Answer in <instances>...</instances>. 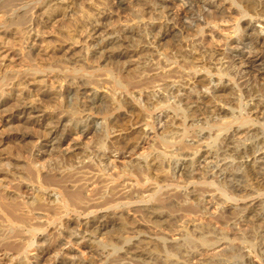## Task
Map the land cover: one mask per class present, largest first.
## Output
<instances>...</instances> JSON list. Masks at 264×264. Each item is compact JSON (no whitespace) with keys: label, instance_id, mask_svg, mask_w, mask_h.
<instances>
[{"label":"rangeland","instance_id":"rangeland-1","mask_svg":"<svg viewBox=\"0 0 264 264\" xmlns=\"http://www.w3.org/2000/svg\"><path fill=\"white\" fill-rule=\"evenodd\" d=\"M62 1L0 0V92L10 93L9 97H6L7 99L9 98V102L0 108V121L3 116L12 110V106H16L17 101L15 100L18 99H15L16 95H40L43 91L49 93L55 91V96L43 98L38 103L39 107L46 110L47 116H51L53 120H58L62 117V113L65 116L67 115L66 117L68 120L64 118L62 124L67 122L58 129L59 135L63 130L60 148H64L63 150H65L67 147L70 148L75 145L81 148L83 147L82 149L86 150V154L92 161L89 160L88 163H97L95 168H98V166L100 168V172L97 174L98 181L109 182L111 179H116V188H120L119 186L124 184V182L132 184L134 186L132 192L134 194H142L143 202L151 198L152 201H150L151 203L149 202L150 205L162 206L160 207V212H162V214L164 213V219L162 218L158 224L152 223L139 212V205H128L126 201L129 199H124L126 201L120 199L121 205L118 208L119 210L116 211H119L121 214V222H117L118 225L116 224V226L112 228H107L105 232L103 231L99 236L101 245H94V247H92L93 251L87 252L88 249H86V245L81 242L68 243L65 232H63L64 236L58 235L57 231L59 228H62V226L64 227L69 219H75L73 214L64 216L62 213L63 217L60 220H56L47 225L48 216L46 217L44 212L40 211L43 212L41 213L43 218L42 221L45 220L46 222L41 221L35 223L33 220V223L39 226L42 225L43 231H38L33 234H27L24 233V231L18 232L29 242L40 241V238L45 240V254L41 255V260L38 264H88L86 263L88 259L91 260L92 264H264V191L261 189L262 187L259 189V186L253 182L250 176L251 173L248 171L249 167L246 166V164H251L252 161L250 162V159L252 157L261 156L259 154L254 156V153L250 152L249 155H245L243 158V155L239 154L240 156L237 159L238 164L241 165L244 163L243 165L247 168H243L239 172L241 175H243L241 172H249L247 174L248 179L246 178L249 183L246 182L245 178L244 181L242 179L241 181L238 180L239 183L233 182L238 186L237 188L241 190L240 193L239 191H233L234 194L230 192L229 189H226L224 183L225 186L221 183L224 187L221 184L216 186L207 182L203 183L206 178V172L210 171L216 164L215 160L212 159L211 161L213 162L211 163L210 161V163H208L209 165L203 164L204 162H202V157L206 156V152V154L213 155V157L217 153L220 154L223 150L222 148L224 147L225 141L237 128H239V133L236 137L239 138L235 137L237 140L235 143H238L241 147L249 143V141L247 143L243 142L245 138H241V136L243 137L246 134V129L249 130L253 128L254 130L257 129L258 133H264L263 120L261 121L259 117L256 118L253 115L256 100L264 102V92H260L261 84L264 81L257 80L258 82H255L253 80H248L249 77L245 76L247 73L241 75L244 76L242 77L243 80H239L237 77H235L236 80H232V71L230 72V77L226 75L229 70L224 71L223 75H219L214 68H203L200 60H197V62L195 60L194 63L192 62L194 65H197L196 68L185 56L188 52L187 50L193 43L197 49V54H195V56L198 58H205V62L208 61L212 51H215L214 54L218 52H221V54L226 53L225 56L229 57L235 56L236 53H242L241 55L244 58L253 61L254 54L250 53L251 51L248 49V46L241 44L239 41L236 43L235 40L238 35H240L242 39L247 38L249 33V31L245 29L247 28V20L255 21L254 18L258 14V16H264L260 13L263 10L261 6H264V0H246L249 2L251 8H246V4L243 0H215L214 2L216 4L214 3L210 11H205V9L197 5H195L194 8H190L188 3L185 1H183V3L182 0ZM164 6H166V8ZM172 11L175 14L174 18L170 16ZM95 21H99V31L104 30L102 34L99 35L103 36L105 33L104 37H114L115 34L117 36L119 33H125L124 31L127 29L132 30L131 33L124 34L128 35V38L125 40L122 38L119 44L123 46H115V51L117 53L120 52L126 55L122 57L116 54L108 58L109 50H112V45H97V47H94V43L96 44L102 37L98 36V34H96L98 38H94L95 36L92 38L89 37L86 28ZM262 22H264V20H262ZM167 28H171L172 33L160 39L161 34ZM29 29H31V31ZM237 29H240L238 34H236ZM257 30L260 29L257 27ZM112 37L110 39H112ZM235 45L236 48L234 47ZM119 49L121 51H119ZM198 52L200 53L198 54ZM206 52H208L209 56ZM201 53L205 54V56ZM235 63L238 62L236 61ZM261 64L262 65L256 63L255 68H263L264 62H261ZM255 68L253 70H256ZM197 69L201 71L196 74ZM207 74H210V76ZM36 78L43 79L44 81L38 84L37 81L40 79L36 80ZM207 78L210 79L213 84L196 87L201 81ZM82 82L83 84L85 83V87L92 90L90 92H95L97 96L102 97L103 105L101 104V106L103 107L98 103L99 106L96 104L94 109L92 108L90 111L87 110L88 108L86 106L88 103H85L84 97L80 95L83 91L80 87V85H83ZM219 82L230 86L231 90L223 93L222 97L215 99L214 97L212 98L214 94L209 92L211 87ZM76 85H78L79 88L76 87ZM156 85L161 88H158ZM172 86H176V90L179 91L171 90L175 89L172 88ZM195 90L198 91V94L206 97L205 101H210V106L222 111L221 115L218 118L216 117V120L219 119L217 121L218 123L214 120V116L211 113L213 109L205 110L204 108L201 110L197 108L195 110L189 107V92L191 91L194 93ZM246 90H249L247 91L248 93L246 92L247 94L243 92ZM157 92L159 98L154 97L155 94L153 95V93L157 95ZM246 97L248 99H246ZM137 98L140 99L138 100ZM154 98L156 100H154ZM173 106L174 109L171 108ZM72 109H74V111ZM207 110L210 112H206ZM160 114L162 115V120L158 122L157 117ZM246 117L250 119L247 121ZM86 118L89 119V126L94 124V122L96 123L95 126L99 131L97 132L98 134H95L93 131H88L86 134L78 132V128L81 129V122ZM171 118H173V121ZM249 125H251L252 128ZM243 126L244 128H242ZM62 127L64 128L62 129ZM22 131L25 133L28 132V130L22 129H7L3 127L0 122V156L4 158L1 159L3 161L0 160V166H2L4 162H16L17 159L26 164L27 161L30 162L33 153L34 155H40L42 147L39 148V141L36 139L39 134L29 130L31 133H28L32 135L31 139L26 141L25 144H20L17 143L15 139L19 134L23 133ZM143 132H147V135L145 136ZM199 132H201L203 137L206 136V140L209 137V140L205 141L204 139V143L200 141L199 143L202 144L198 142L194 143L192 140H198L196 135L198 136V134H200ZM125 137H130V139L132 137L131 143L133 147L131 146L129 149L131 152L129 150H127V152L121 151L119 148H115L116 144L112 143L115 139L117 143L118 141L122 142V139ZM221 139H223V141H221ZM240 139L241 141H239ZM213 140L215 142H213ZM42 144H44V142H42L41 145ZM23 145L25 147H23ZM198 146H200V149H197ZM217 147H220L219 149L221 151ZM133 148L135 151L132 150ZM176 149L178 150L176 151ZM215 150L218 152L214 153ZM16 153L18 157L15 155ZM99 153H102L104 156L98 157ZM135 157L137 159L134 160L142 159L141 162H143V165L141 168L134 167L133 158ZM106 159L111 162V165L104 171L102 165L105 164L107 161ZM61 160L62 161L57 163V169L60 171L68 170L72 164V158L64 157V159L62 158ZM150 161L153 163L150 164ZM177 161L183 162L188 166L187 168L190 172L192 171L191 173H193L195 179L193 177L187 178L191 180L188 181L185 179L186 177L176 178L174 166ZM257 165H262L261 171H264V159H262V163ZM148 166L150 167L148 168ZM162 171H164V173ZM1 178L2 177H0V179ZM249 184L251 185L249 186ZM211 186L214 188H211ZM253 186L255 188H253ZM4 187L7 190L11 189V185L8 183L5 184ZM94 187L98 189L95 183L92 184L89 189L94 190ZM191 191H194L195 194L200 196V207L194 211H185L184 209L186 207H192L194 203H192V197L189 195ZM211 191L213 192L211 193ZM143 192L146 193L144 194ZM227 193H229V195ZM224 194L228 196L225 197ZM85 195H88V192H86ZM187 196L190 200H188ZM19 199L21 201L22 198ZM52 207L49 208L50 215H54V213L57 214L56 207ZM44 209H46V207ZM50 210H53L52 212L54 213ZM135 211L138 212L136 213ZM174 216L176 220L173 224L170 223L171 221L168 224L167 221ZM84 218V215H80L79 220H83ZM45 224L47 226H44ZM137 224H139V228H137L139 232L132 233L133 231L130 229ZM179 225L181 228H179ZM70 227L71 226H69V228ZM186 227L189 230L186 229ZM16 228L17 227H15V232L17 231ZM15 232L6 236L3 242L18 244V237L12 236L15 235ZM180 232L181 234H179ZM11 236L12 239L10 238ZM137 236L151 239L150 242L152 245L142 244L141 247L139 246V250L142 252L144 251V253L146 251L148 256L142 257L140 261L135 260L132 262L128 259L125 260L122 255L123 251L127 248L125 241L132 240ZM180 236L183 241H188L186 244H183L184 247L182 248L184 249L179 247L180 252H178L179 250H173L172 246L179 242ZM204 241L206 243H204ZM216 242L222 243V246L221 244L219 246ZM134 243L135 242L132 241L131 244ZM56 245L60 247V252L59 257L54 260L53 254L56 251ZM131 246L132 245H128V247ZM170 249H172V251ZM185 251L188 254L185 253ZM28 252L30 255H34L35 253V251H31V249H29ZM237 254L239 256H236ZM184 257L186 261L188 259L190 263H188V261L186 262ZM192 257L194 259H192ZM127 260L128 262H126ZM0 264H8L3 256H0Z\"/></svg>","mask_w":264,"mask_h":264},{"label":"bare ground","instance_id":"bare-ground-1","mask_svg":"<svg viewBox=\"0 0 264 264\" xmlns=\"http://www.w3.org/2000/svg\"><path fill=\"white\" fill-rule=\"evenodd\" d=\"M62 1V0H61ZM185 1L186 3H188V6H190V8H194L195 5H197L198 7H201L203 9H205V11H210L211 8L214 6V1L215 0H182V2ZM250 1V0H248ZM246 0H243V2L246 4V8L250 7L249 2ZM63 2V1H62ZM222 2V1H221ZM264 2V1H263ZM184 3V2H183ZM248 3V6H247ZM50 4V3H49ZM48 4V5H49ZM159 4V3H158ZM216 4V3H215ZM218 4V3H217ZM257 4V3H256ZM220 5V3H219ZM20 7V6H19ZM166 8V6H164ZM254 7V6H253ZM261 7H263L262 11L260 13H262L264 15V6L262 5ZM188 8V7H187ZM251 8V7H250ZM159 9V8H157ZM171 9V8H170ZM172 10V9H171ZM221 11V10H220ZM259 11V10H258ZM170 12V11H169ZM222 12V11H221ZM10 13V12H9ZM166 14V13H165ZM173 11L171 12L170 16H172L171 18L175 17V14L173 15ZM8 15V14H6ZM249 15V14H247ZM254 15V14H253ZM256 15V14H255ZM259 15V14H258ZM257 15V16H258ZM250 16V15H249ZM255 17L254 20L255 21H251V20H247V28H245L246 30L249 31L248 36L246 39H242L240 38V35H238V37H236L235 42L237 43V41H239L241 44L247 45L248 49L251 51L250 53L254 54V60L250 61V59L244 58L241 54L242 53H236L235 56L233 57H229V56H225V54H221V52L214 54L215 51L210 54H208V52H206L209 56L208 61L205 62V58H198L197 56H195V54H197L196 52V48H195V44L192 43L189 44L191 45V47L187 50V54L185 55L187 57V59H189V62H191V64L194 63V61L200 60V63L202 64V67H208V68H214L219 75H223L224 71L229 70L228 73H226V75H228L230 77V72L232 73L231 79H235V77H237V79L239 78L243 80L241 75H244V73H247L245 76H248V80H253V81H257V80H263L264 81V66L263 68H259L256 69V63H260L264 62L263 60V55H264V22H262V20H264V16H258ZM100 17V16H99ZM251 17V16H250ZM89 18V17H88ZM207 18V17H206ZM223 18V17H222ZM95 19V18H94ZM213 19V18H212ZM158 20V19H157ZM187 20V19H186ZM92 21V20H91ZM87 22V21H86ZM190 23V22H189ZM246 23V22H245ZM25 24V23H23ZM28 24V23H27ZM80 24V23H79ZM103 24V23H102ZM244 24V23H243ZM82 25V24H81ZM190 25V24H189ZM241 25V24H240ZM246 25V24H245ZM31 26V25H30ZM102 26V25H101ZM146 26V25H145ZM144 26V27H145ZM135 27V26H134ZM257 27L260 30H257ZM30 28V27H29ZM82 28V27H81ZM102 28V27H101ZM124 28V27H123ZM241 28V27H240ZM136 29V28H135ZM243 29V28H242ZM241 29V30H242ZM31 31V29H29ZM37 30V29H36ZM84 30V29H83ZM87 33H89V37H94V38H98V36H100L99 34H102V31L104 30H100V23L98 22H92L87 28ZM122 30V29H121ZM125 30V29H124ZM123 30V31H124ZM165 30V29H164ZM240 30V29H239ZM239 30H236V34H238ZM245 30V31H246ZM171 28H167L160 36V39L165 38L166 36H168L169 34H171ZM244 31V30H243ZM242 31V32H243ZM244 31V32H245ZM125 33H131L132 30H125ZM247 32V31H246ZM125 33L122 32V34H119L114 37H112V39H110L111 37H104L105 33L103 34V36H100L102 38H100V40L95 44L94 43V47L98 46H103V45H112V50H109V56L108 58L114 56V55H121L123 57V55L126 54H121L120 52L117 53L115 51V46H120L121 44H119L122 41V38L125 40L128 38V35H124ZM32 34V33H30ZM77 34V33H76ZM98 34V36L96 35ZM108 34V33H107ZM34 35V33H33ZM109 35H114V34H109ZM32 36V35H31ZM35 36V35H34ZM32 36V37H34ZM97 36V37H96ZM70 37V36H68ZM244 37V36H243ZM39 38V37H38ZM76 38V37H75ZM86 38V37H85ZM70 39V38H69ZM78 39V38H77ZM35 40V39H34ZM33 40V41H34ZM71 40V39H70ZM75 40V39H74ZM73 40V41H74ZM195 40V39H194ZM234 40V39H233ZM97 41V40H96ZM232 41V40H231ZM193 42V41H192ZM195 42V41H194ZM76 43V42H75ZM197 43V42H196ZM234 43V42H233ZM127 45V44H126ZM1 46V45H0ZM123 46V45H121ZM120 46V47H121ZM90 47V46H89ZM125 47V46H124ZM131 47V46H129ZM236 48V45L234 46ZM239 47V46H238ZM128 48V47H127ZM126 48V49H127ZM198 48V45H197ZM1 49V48H0ZM105 49V48H104ZM108 49V48H107ZM118 49V48H117ZM116 49V50H117ZM66 50V49H65ZM68 50V49H67ZM95 51V50H94ZM119 51H121L119 49ZM125 51V49H124ZM128 51V50H127ZM126 51V52H127ZM202 51V49H201ZM200 51V52H201ZM211 51V50H210ZM64 52V51H63ZM108 52V51H107ZM123 52V51H122ZM131 52V51H130ZM135 52V51H134ZM198 52V54L200 53ZM183 53V52H182ZM135 54V53H134ZM203 54V53H201ZM200 54V55H201ZM152 55V54H151ZM183 55V54H182ZM138 56V55H136ZM145 56V55H144ZM148 56V55H147ZM158 56V55H157ZM203 56H205V54H203ZM202 56V57H203ZM231 56V55H230ZM116 57V56H115ZM126 57V56H125ZM153 57V55H152ZM181 57V56H180ZM207 57V56H206ZM228 57V58H226ZM159 58V56H158ZM180 59V58H179ZM156 60V58H155ZM171 60V59H170ZM252 60V59H251ZM134 61V60H133ZM144 61V60H143ZM154 61V60H153ZM238 63H235V62ZM179 62V61H178ZM193 62V63H192ZM195 62V63H196ZM208 62V63H207ZM75 63V62H74ZM153 64V63H152ZM158 64V63H156ZM190 64V63H189ZM140 65V64H139ZM145 65V64H144ZM194 65V64H193ZM207 65V66H206ZM197 68V65H194ZM200 66V65H199ZM169 67V66H167ZM262 67V66H261ZM141 68V67H140ZM146 68V67H145ZM156 68V67H155ZM159 68V66H158ZM161 68V67H160ZM195 68V69H196ZM200 68V67H199ZM256 70H253V69ZM154 69V68H153ZM186 70V69H185ZM142 71V70H141ZM200 69L196 70V74L197 72H200ZM203 71V70H202ZM140 72V71H139ZM153 72V71H152ZM165 72V71H164ZM146 73V71H145ZM148 73V72H147ZM155 73V72H154ZM177 73V72H176ZM152 74V73H151ZM194 74V75H196ZM200 74V73H199ZM217 74V75H218ZM193 75V74H192ZM210 76V74H207ZM26 76V74H25ZM48 76V75H47ZM155 76V75H154ZM165 76V75H163ZM190 76V75H188ZM199 76V75H198ZM227 76V77H228ZM239 76V77H238ZM175 77V76H174ZM205 77V75H204ZM46 78V77H45ZM64 78V77H63ZM176 78V77H175ZM174 78V79H175ZM180 78V77H179ZM192 78V77H191ZM206 78V77H205ZM210 78V77H209ZM40 79V78H36ZM133 79V77H132ZM135 79V78H134ZM200 79V78H199ZM203 79V78H202ZM245 79V78H244ZM11 80V79H10ZM24 80V79H23ZM65 80V79H64ZM79 80V79H77ZM150 80V79H149ZM164 80V79H163ZM236 80V79H235ZM34 81V80H33ZM43 79L38 80V84L40 82H43ZM130 81V80H129ZM135 81V80H134ZM178 81V80H177ZM182 81V80H181ZM192 81V80H191ZM195 81V80H194ZM199 81V80H198ZM228 81V80H227ZM245 81V80H244ZM26 82V81H25ZM30 82V80H29ZM28 82V83H29ZM78 82V81H77ZM85 82V81H84ZM143 82V81H142ZM229 82V81H228ZM249 82V81H247ZM258 82V81H257ZM140 83V82H139ZM155 83V82H153ZM158 83V82H157ZM187 83V82H186ZM195 83V82H194ZM235 83V82H234ZM245 83V82H244ZM243 83V84H244ZM72 84V83H71ZM81 84V83H80ZM83 84V82H82ZM85 84V83H84ZM80 85L81 90H83L80 95L82 97H84V102L88 103L87 104V110L90 111V109L92 110V108L94 109V107H96L95 105L98 103L102 104V97L97 96L95 92H90L92 90H90L89 88L85 87V85ZM99 84V82H98ZM141 84V83H140ZM162 84V83H161ZM191 84V83H190ZM193 84V83H192ZM213 84L212 81L210 79H206L201 81L196 87L199 86H207V85H211ZM248 84V83H247ZM79 85V83H78ZM78 85H76V87H78ZM137 85V84H136ZM147 85V84H146ZM149 85V83H148ZM154 85V84H153ZM160 85V84H159ZM177 85V84H176ZM186 85V84H185ZM196 85V84H195ZM241 85V84H239ZM87 86V85H86ZM157 86V85H156ZM161 86V85H160ZM158 87V86H157ZM167 87V86H166ZM170 87V86H168ZM185 87V86H184ZM195 87V88H196ZM238 87V86H237ZM79 88V87H78ZM156 88V87H154ZM161 88V87H158ZM172 88L175 89H171L173 91H179L176 90V86H172ZM246 88V87H245ZM249 88V87H248ZM93 89V88H92ZM193 89V87H192ZM261 91L260 92H264V82L261 84L260 87ZM1 90V89H0ZM194 90V89H193ZM192 90V91H193ZM228 90H231L230 86H227L225 84H221V82L215 84L214 86L211 87L210 92L209 93H213L214 95L212 96V98L214 97L215 99L218 97H222L223 93H226V91L228 92ZM234 90V89H232ZM240 90V89H237ZM76 91V90H75ZM80 91V90H78ZM77 91V92H78ZM97 91V90H96ZM142 91V90H141ZM160 91V90H159ZM189 91V90H188ZM249 90L243 91V92H247ZM7 92V91H6ZM169 92V91H168ZM167 92V93H168ZM198 91H194V93H192L191 91L189 92L190 95L188 96L189 99V107L190 108H194L195 110L197 108L199 109H213L211 110L212 115L214 116V120H216V117L218 118L222 111L221 110H217L215 109L213 106H210V101H205L206 97H204L203 95H200L197 93ZM231 92V91H230ZM259 92V91H258ZM262 92V93H263ZM56 92L54 91L53 93H49L47 91H43L40 93V95H35V94H31L30 96H22L20 95H16L15 101H17L16 106H12V110L7 113L5 116H3V118L1 119V125L3 127H6L7 129H22V130H28V132L35 131L37 132L36 134L38 135L37 141H39V148H41V152L40 155L39 154H35L34 153L31 155V159L30 162H20L18 159L15 162H7V163H3L2 166H0V177H2L0 179V256H3L4 260H6L8 262V264H38L39 261L41 260V255L45 254V240L43 238H40V241H36V242H29L28 240H26V238L23 237V235L21 236L18 232H23L27 233V234H33L35 232L38 231H43L42 229V225H35L36 222H41L43 220L42 218V214L44 212L45 216L48 220V222H46L45 220L42 222H46L47 225L53 223L56 220H60L63 215H67V214H73L75 219H69L67 224L62 228H59L58 235L59 236H64L63 232L66 233L67 235V242L68 243H75V242H81L83 244L86 245V249H88L87 252L92 250V247H94V245H98L101 243V239L99 238L100 234H102V232L106 231L107 228H112L114 226H116V224L118 225L117 222H121V214L119 213V211L117 212L116 210H119L118 208L120 207L121 203H120V199H129L128 205H139V212L142 214V216H144L147 220H149L152 223L158 224L159 221L163 218L164 219V213L162 214V212H160V207H158L157 205H150V201L151 198H148V200H146V202L142 201V194H138V193H133L132 189H133V185L130 183H125L120 185V188H116L115 187V183H116V179H111V181H107V182H100L98 181V173L99 171V166L98 168H95V165L97 164H90L92 161L90 160L89 156L86 154V150H83L81 147H78L77 145L72 146L70 148H66L65 150L60 148L61 145V135L63 133V130L61 131L60 135L58 134V129L60 126H63L62 122L64 121V118H67L65 115H63V113L61 114L62 117H58V120H53L50 117L47 116V112L46 110H43L39 107V101H41V99L43 98H51L53 96H55ZM171 93V92H170ZM179 93V92H178ZM192 93V94H191ZM244 93V94H245ZM248 93V92H247ZM246 93V94H247ZM10 94V93H9ZM8 93H4V92H0V108L5 105L7 102H9V98L7 99L6 97H9ZM155 94L154 97H158V92L157 95L156 93H153V95ZM187 94V93H185ZM198 94V95H196ZM79 95V94H78ZM152 95V93H151ZM175 95V94H174ZM188 95V94H187ZM254 95V94H253ZM12 96V95H11ZM250 96V95H249ZM252 96V95H251ZM58 97V96H56ZM152 97V96H151ZM161 97V96H160ZM245 97V96H244ZM11 98V97H10ZM55 98V97H54ZM60 98V97H59ZM78 98V97H77ZM105 98V97H104ZM186 98V97H185ZM252 98V97H250ZM256 98V97H255ZM86 99V100H85ZM138 99V98H137ZM140 99V98H139ZM138 99V100H139ZM187 99V100H188ZM246 99H248L246 97ZM106 100V99H104ZM154 100H156L154 98ZM219 100V99H218ZM245 100V99H244ZM254 100V98H253ZM136 101V100H134ZM158 101V99H157ZM141 102V101H140ZM218 102V101H217ZM233 102V101H232ZM38 103V104H37ZM42 103V102H41ZM150 103V102H149ZM70 104V102H69ZM105 104V103H104ZM154 104V103H153ZM11 105V104H10ZM103 105V104H102ZM191 105V106H190ZM99 106V105H98ZM97 106V107H98ZM113 106V105H112ZM155 106V104H154ZM14 107V108H13ZM80 107V106H79ZM85 107V106H84ZM103 107V106H101ZM187 107V106H186ZM4 108V107H3ZM100 108V107H98ZM97 108V109H98ZM126 108V107H125ZM174 109V106L171 107ZM188 108V107H187ZM186 108V109H187ZM221 108V107H220ZM252 108V106H251ZM102 109V108H101ZM183 109V108H182ZM185 109V110H186ZM250 109V108H249ZM5 110V109H4ZM74 111V109H72ZM71 110V111H72ZM82 110V109H81ZM86 110V109H85ZM200 110V111H201ZM251 110V109H250ZM249 110V111H250ZM98 111V110H97ZM102 111V110H101ZM192 111V110H190ZM209 110H207L206 112H208ZM68 112V111H67ZM84 112V111H82ZM93 112V111H92ZM203 112V111H202ZM210 112V111H209ZM208 112V113H209ZM72 113V112H71ZM173 113V112H172ZM177 113V112H175ZM205 113V112H204ZM250 113V112H247ZM194 114V113H193ZM226 114V113H224ZM70 115V114H69ZM75 115V114H74ZM89 115V114H88ZM209 115V114H208ZM206 115V116H208ZM211 115V114H210ZM223 115V114H222ZM253 115L257 118L259 117L261 119V121L263 120L264 123V102H261L259 100H256V103L254 104V110H253ZM73 116V114H72ZM162 115L160 114L157 117L158 122L160 120H162ZM243 116V115H242ZM53 117V116H52ZM172 117V116H170ZM247 118V121L250 119ZM71 119V118H69ZM81 119V118H80ZM173 121V118H171ZM191 119V118H190ZM241 119V118H240ZM253 119V118H252ZM68 120V118H67ZM83 120V119H82ZM187 120V119H186ZM185 120V121H186ZM194 120V119H193ZM219 120V119H218ZM216 120V122L218 121ZM259 120V119H258ZM89 119L86 118L85 120H83L81 123V130L80 128H78V132L80 133H88V131H93L95 134H98L97 132L98 129L96 128V123L94 122V124H92L91 126H89ZM106 121V120H105ZM70 122V121H68ZM189 122V121H188ZM192 122V121H191ZM244 122V121H243ZM240 122V123H243ZM73 123V122H72ZM71 123V124H72ZM176 123V122H175ZM193 123V122H192ZM218 123V122H217ZM247 123V122H246ZM77 124V123H76ZM80 124V123H79ZM91 124V123H90ZM214 124V123H213ZM248 124V123H247ZM246 124V126H247ZM69 126V125H67ZM135 126V125H134ZM197 126V125H196ZM251 126V125H249ZM262 126V124H261ZM264 126V124H263ZM65 127V125H64ZM62 127V129L64 128ZM77 127V126H76ZM80 127V126H79ZM185 127V126H184ZM237 127V126H236ZM255 127V126H254ZM61 128V127H60ZM75 128V126H74ZM158 128V127H157ZM244 128V126L242 127ZM246 128V127H245ZM252 128V126H251ZM260 128V127H259ZM152 129V128H151ZM208 129V128H207ZM232 129V128H231ZM239 128L236 129V131L232 132L230 137L227 138V140L225 141L224 147L222 148L221 145L220 147L223 149L222 151L219 149L220 147H217L221 152L220 154H218L217 152L219 151H214V153L216 152L217 154H215V156L213 157V155H208L205 152V155L202 160V162H204L203 164H208L210 163L211 159L215 160V166L212 167V169L208 172H206V178L204 179L203 183L207 182L210 183L211 185H216L218 186V184H225L226 185V189H229L230 192L233 193V191L237 192L239 191V193L241 192V190H239L240 188H237L238 186L233 183V182H238V180L241 181V179L244 181V178L246 180V182H248V177L247 174L249 172H241L243 175L240 174L239 171H241L243 168L247 169L245 167V165H243L244 163H242L241 165L238 164V157L240 156L239 154L243 155V158L245 155H249L250 152L254 153V156L256 155H260L261 157L257 156V157H252L250 159L251 164H246L248 168V171H250V176L252 177L251 179L253 180L254 183H256L259 186V189L261 188L264 191V171L262 170V165H257L262 163V159H264V133H258L257 129L254 130L252 129H246L247 132H245L246 134L241 138L245 140L243 142L247 143L249 141L248 144H246L245 146L241 147V145L239 146L238 143H235V141H237L235 139V137L237 136V134L239 133ZM30 130V131H29ZM75 130V129H74ZM153 130V129H152ZM245 130V131H246ZM17 131V130H16ZM144 131V130H143ZM202 131V130H201ZM205 131V130H204ZM9 132V131H8ZM19 134L15 141L17 143H24L26 141H28L29 139H31L32 135L28 132H24ZM66 132V131H65ZM106 132V131H105ZM134 132V131H133ZM137 132V131H136ZM231 132V131H230ZM103 133V132H102ZM128 133V132H127ZM144 133V132H143ZM147 133V132H146ZM146 133L145 136L147 135ZM151 133V132H150ZM200 134H198V136L196 135V137H198V140L194 141L192 140L194 143L195 142H200V141H207L209 140L207 138L206 140V136L203 137V135L201 134V132H199ZM206 133V132H205ZM77 134V132H76ZM84 134V135H85ZM132 134V133H131ZM133 135V134H132ZM213 135V134H212ZM211 135V136H212ZM228 135V134H227ZM107 136V135H106ZM135 136V135H133ZM138 136V135H137ZM116 137V136H115ZM221 137V136H220ZM227 137V136H226ZM137 138V137H136ZM225 138V137H223ZM230 138V139H229ZM239 138V137H236ZM124 139V140H123ZM122 139V142L118 143L115 141H113V144H116L115 148H119L121 151L127 152V150L130 149V147L133 145L131 143L132 141V137L130 139V137H125ZM135 139V137H134ZM195 139V138H194ZM219 140V139H218ZM32 141V140H31ZM221 141H223V139H221ZM241 141V139L239 140ZM44 142V144L41 145V143ZM213 142H215L213 140ZM218 142V141H217ZM111 143V142H110ZM111 143V145H112ZM204 143V142H203ZM206 143V142H205ZM220 143V141H219ZM224 143V142H223ZM222 143V144H223ZM240 143V142H239ZM202 144V143H199ZM213 144V143H212ZM15 145V144H14ZM208 145V144H207ZM243 145V144H242ZM22 146V145H21ZM67 146V145H66ZM107 146V145H106ZM184 146V145H183ZM194 146V145H193ZM192 146V147H193ZM197 146V145H196ZM223 146V145H222ZM23 147H25L23 145ZM114 147V146H113ZM133 147V146H132ZM200 146L197 147V149ZM204 147V144H203ZM185 148V147H184ZM190 149H192L191 147H189ZM206 148V147H205ZM211 148V147H210ZM111 149V148H109ZM108 149V151H109ZM179 149V148H178ZM176 149V151L178 150ZM194 149V148H193ZM200 149V148H199ZM214 149V148H213ZM14 150V149H12ZM134 150V148L132 149ZM185 150V149H183ZM16 151V150H15ZM78 151V152H77ZM130 151V150H129ZM135 151V150H134ZM138 151V150H137ZM193 151V150H191ZM197 151V150H196ZM12 152V151H10ZM9 152V153H10ZM38 152V151H37ZM77 152V153H76ZM88 152V151H87ZM131 152V151H130ZM129 152V153H130ZM133 152V151H132ZM185 152V151H183ZM15 153V152H14ZM18 153V152H17ZM15 154L18 157V154ZM103 153V152H102ZM99 153L98 157H103L104 153ZM114 153V152H113ZM120 153V152H119ZM196 153V152H195ZM209 153V150H208ZM90 154V153H89ZM132 154V153H131ZM173 154V153H172ZM177 154V152H176ZM14 155V154H13ZM14 155V156H15ZM168 155V154H167ZM175 155V154H174ZM183 155V154H182ZM208 155V156H207ZM75 156V157H72ZM188 156V155H187ZM2 156H0V160L4 159L1 158ZM16 157V158H17ZM64 157H68V158H72V164L70 166V168L68 170L65 171H60L57 169L58 165L57 163L59 161H62L61 159ZM250 157V156H249ZM259 157V158H258ZM94 158V157H93ZM142 158V157H141ZM147 158V157H146ZM159 158V157H158ZM161 158V157H160ZM163 158V157H162ZM242 158V157H241ZM248 158V157H247ZM8 159V158H7ZM104 159V158H103ZM101 159V160H103ZM137 159L136 157L133 158ZM152 159V158H151ZM156 159V158H155ZM11 160V159H10ZM68 160V159H67ZM91 161L88 163V161ZM105 160V159H104ZM107 161L105 162L104 165H102L103 170L106 171L107 168H109V166L111 165V162L108 161V159H106ZM148 160V159H147ZM159 160V159H158ZM163 160V159H162ZM184 160V159H183ZM3 161V160H1ZM5 161V160H4ZM99 161V160H98ZM141 160H134L133 164L134 167H138L141 168V166L143 165V162H141ZM144 161V159H143ZM161 161V160H160ZM197 161V160H196ZM101 162V161H100ZM147 162V161H145ZM151 162V161H150ZM199 162V161H198ZM213 161H211L212 163ZM245 162V161H244ZM2 163V162H1ZM142 163V164H141ZM149 163V162H148ZM153 162H151L150 164H152ZM164 163V162H163ZM248 163V162H247ZM100 164V163H99ZM103 164V161H102ZM132 164V163H131ZM129 164V165H131ZM132 164V165H133ZM147 164V163H146ZM159 164V163H157ZM161 164V163H160ZM69 165V164H68ZM101 165V164H100ZM148 165V164H147ZM146 165V166H147ZM164 165V164H163ZM209 165V164H208ZM239 165V166H238ZM157 166V165H156ZM155 166V167H156ZM159 166V165H158ZM197 166V165H196ZM261 166V167H260ZM150 166H148L149 168ZM154 167V166H153ZM162 167V164H161ZM173 167V165H172ZM188 166H186L183 162H179L177 161V163L174 166V171H175V175L176 178L177 177H186L187 178H192L193 177V173H191L189 171V169L187 168ZM193 167V166H192ZM242 167V168H240ZM143 168V167H142ZM157 168V167H156ZM190 168V167H189ZM240 168V170H239ZM62 169V168H61ZM144 169V168H143ZM160 169V168H158ZM173 169V168H172ZM200 169V168H199ZM161 170V169H160ZM205 170V169H204ZM238 170V171H237ZM118 171V170H117ZM143 171V170H142ZM148 171V170H147ZM146 171V172H147ZM150 171V170H149ZM237 171V172H236ZM245 171V170H244ZM164 173V171H162ZM153 173V172H152ZM155 174V172H154ZM173 174V173H172ZM195 175V174H194ZM197 176V175H196ZM249 176V175H248ZM152 177V176H151ZM100 178V177H99ZM113 178V177H112ZM153 178V177H152ZM155 178V177H154ZM195 179V177H193ZM197 178V177H196ZM247 178V179H246ZM181 179V178H180ZM193 179V181H194ZM188 180V179H187ZM199 180V179H198ZM236 180V181H235ZM250 180V179H249ZM130 181V180H129ZM191 181V180H188ZM251 181V180H250ZM139 182V181H138ZM184 182V180H183ZM195 182V181H194ZM197 182V181H196ZM10 184L11 185V189L7 190L4 185L5 184ZM97 184V188L94 187V190H90V186L92 184ZM187 183V182H186ZM202 183V184H203ZM239 183V182H238ZM243 183V182H242ZM249 183V182H248ZM181 184V183H180ZM189 184V183H188ZM192 184V183H191ZM221 184V185H222ZM223 184V185H224ZM187 185V184H185ZM184 185V186H185ZM204 185V184H203ZM222 185V186H223ZM224 185V186H225ZM251 184H249L250 186ZM209 186V185H208ZM223 186V187H224ZM240 186V185H239ZM187 187V186H186ZM213 186H211L212 188ZM252 187V186H251ZM250 187V188H251ZM214 188V187H213ZM253 188H255L253 186ZM92 189V188H91ZM97 189V190H96ZM118 189V190H117ZM195 189V188H194ZM201 189V188H200ZM205 189V188H203ZM219 189V187H218ZM221 189V187H220ZM141 190V189H140ZM225 190V189H224ZM247 190V189H245ZM261 190V191H262ZM137 191V190H136ZM145 191V190H144ZM190 191V190H189ZM188 191V192H189ZM195 191V190H194ZM194 191H191L189 193V195H191L192 197V203L193 206L192 207H186L184 210L185 211H194L196 209H198L199 203H200V196H198L197 194L194 193ZM202 191V190H201ZM200 191V192H201ZM217 191V190H215ZM221 191V190H220ZM243 191V190H242ZM256 191V189H255ZM259 191V190H258ZM257 191V193H258ZM260 191V192H261ZM86 192H88V195H85ZM186 192V193H188ZM199 192V191H198ZM209 192V191H207ZM213 191H211L212 193ZM223 192V191H222ZM227 192V191H226ZM229 192V191H228ZM229 192V193H230ZM254 192V191H253ZM144 193V192H143ZM146 193V192H145ZM144 193V194H145ZM202 193V192H201ZM210 193V192H209ZM229 193H227L229 195ZM150 194V193H149ZM168 194V193H167ZM200 194V193H198ZM234 194V193H233ZM232 194V195H233ZM176 195V194H175ZM188 195V194H186ZM185 195V196H186ZM225 197L228 196L226 194H224ZM260 195V194H259ZM236 196V195H234ZM244 196V195H243ZM160 197V196H159ZM190 197V198H191ZM202 197V196H201ZM250 197V196H249ZM19 198H22L21 201ZM154 198V197H153ZM176 198V197H175ZM182 198V197H181ZM188 198V196H187ZM224 198V197H223ZM186 199V198H185ZM228 199V197H227ZM188 200H190L188 198ZM234 200V199H233ZM237 200V199H236ZM264 200V199H263ZM150 202V203H149ZM170 202V200H169ZM202 202V201H201ZM207 202V201H206ZM205 202V204H206ZM221 202V201H220ZM167 203V202H166ZM174 203V202H172ZM171 203V204H172ZM208 203V202H207ZM219 203V202H218ZM225 203V202H224ZM154 204V203H153ZM157 204V203H156ZM150 205V206H149ZM161 205V204H160ZM203 205V204H202ZM56 207L57 209V214L54 213V215H50L49 213V208L50 207ZM46 207V209H44ZM52 207V208H53ZM246 207V206H245ZM175 208V207H174ZM135 209V208H134ZM170 209V208H169ZM241 209V208H240ZM244 209V208H243ZM249 209V208H248ZM137 210V209H136ZM43 211V212H40ZM183 211V210H182ZM56 212V210H55ZM136 212V211H135ZM138 212V211H137ZM136 212V213H137ZM243 212V211H242ZM171 214V213H170ZM226 214V213H225ZM80 215H84L85 218L83 220H79ZM166 215V214H165ZM78 217V218H76ZM167 217V216H166ZM165 217V218H166ZM182 217V216H181ZM222 217V216H221ZM180 218V217H179ZM123 219V218H122ZM243 219V218H242ZM248 219V218H247ZM252 219V218H251ZM33 220L35 223H33ZM146 220V221H147ZM176 220V217H172V219L168 220V224L169 222L173 224V222ZM228 220V218H227ZM262 220V219H261ZM63 221V220H62ZM165 221V220H163ZM178 221V220H177ZM224 221V220H223ZM264 221V219H263ZM129 223V222H128ZM260 223V222H259ZM171 224V225H172ZM46 224L44 226H47ZM132 225V224H131ZM263 225V223H262ZM69 226H71L69 228ZM180 226V225H179ZM185 226V225H184ZM189 226V225H188ZM15 227H17V231L15 232ZM139 228V224L133 226L130 230L133 231L132 233H138V229ZM181 228V226L179 227ZM185 228V227H184ZM183 228V229H184ZM45 229V228H44ZM186 229H188L186 227ZM185 229V231H186ZM176 230V229H175ZM189 230V229H188ZM130 231V232H131ZM181 231V230H180ZM196 231V230H195ZM15 232V235H12L13 237H18V244H10L7 242H3L6 238V236H8L9 234H12ZM184 233V232H183ZM182 233V234H183ZM210 233V232H209ZM181 234V232L179 233ZM137 235V234H136ZM12 236L10 237L12 239ZM105 236V235H104ZM142 236V235H141ZM182 236V235H181ZM181 236L179 237V242L175 243V245H173V250L174 249H178L179 247H184L183 244H186V242L188 241H183ZM219 236V235H218ZM144 237V236H143ZM185 237V235H184ZM200 237V236H199ZM217 237V235H216ZM28 238V237H27ZM30 238V237H29ZM146 238V237H145ZM141 238L140 236L133 238L132 240H127L125 241V244L127 246V248L123 251V257L130 261H135V260H139L143 257H147L148 253L145 251L142 252L141 250H139V248L141 247L142 244H151V239L150 238ZM104 239V238H102ZM42 240V241H41ZM202 240V239H201ZM132 241H134V244H131ZM210 241V239H209ZM220 241V239H219ZM226 241V240H225ZM233 241V240H232ZM2 242V243H1ZM17 242V241H16ZM103 242V240H102ZM163 244L164 241L162 240ZM174 242V241H172ZM185 242V243H184ZM153 243V242H152ZM166 243V242H165ZM204 243H206L204 241ZM218 243V245L222 246V243L220 242H216ZM226 244V243H224ZM101 245V244H100ZM120 245V244H119ZM128 245H132L131 247H128ZM157 245V244H156ZM172 245V244H170ZM169 245V246H170ZM217 245V244H216ZM140 246V247H139ZM194 246V245H193ZM218 246V247H219ZM149 247V246H148ZM160 247V246H159ZM188 247V246H187ZM226 247V245H225ZM144 248V245H143ZM141 248V249H143ZM186 248V247H185ZM199 248V247H198ZM229 248V247H227ZM226 248V249H227ZM232 248V247H231ZM31 249V251H35L34 255H30V253L28 252V250ZM155 249V248H154ZM159 249V248H158ZM184 249V248H182ZM187 249V248H186ZM209 249V248H207ZM221 249V248H220ZM225 249V248H224ZM56 251L54 252L53 256H54V260L57 259V257H59V252H60V247L58 245H56ZM156 250V249H155ZM172 251V249H170ZM93 251V250H92ZM149 252V251H148ZM180 252V250L178 251ZM195 252V251H194ZM199 252V251H198ZM226 252V251H225ZM237 252V251H236ZM173 253V252H172ZM177 253V252H176ZM175 253V254H176ZM185 253H187L185 251ZM190 253V252H189ZM193 253V252H192ZM231 253V252H230ZM229 253V254H230ZM238 253V252H237ZM242 253V252H241ZM182 254V253H179ZM188 254V253H187ZM184 255V252H183ZM197 255V254H196ZM199 255V254H198ZM202 255V254H201ZM244 255V254H243ZM189 256V255H188ZM191 256V255H190ZM195 256V253H194ZM217 256V255H216ZM215 256V258H216ZM224 256V255H223ZM236 256H239L238 254ZM241 256V255H240ZM222 257V256H221ZM226 257L228 258V256L226 255ZM122 258V257H121ZM185 258V257H184ZM189 258V257H188ZM191 258V257H190ZM263 258V257H262ZM91 259V258H90ZM153 259V258H152ZM192 259H194L192 257ZM43 260V258H42ZM122 260V259H121ZM128 260L126 262H128ZM142 260V259H141ZM184 260V259H183ZM186 261V258H185ZM188 261V259H187ZM186 261V262H187ZM206 261V260H205ZM3 262V261H2ZM115 262V261H114ZM166 262V261H165ZM212 262V261H211ZM216 262V261H215ZM86 263L88 264H92L91 260L88 259V261H86ZM188 263H190L188 261ZM209 263V261H208ZM217 263V262H216ZM220 263V262H219ZM115 264V263H114ZM153 264V263H152ZM173 264V263H172ZM212 264V263H211ZM214 264V263H213Z\"/></svg>","mask_w":264,"mask_h":264}]
</instances>
